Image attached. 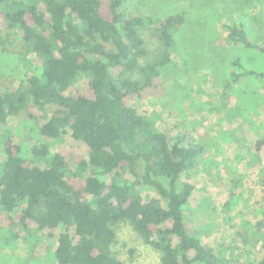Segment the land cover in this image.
<instances>
[{
	"label": "trees",
	"instance_id": "obj_1",
	"mask_svg": "<svg viewBox=\"0 0 264 264\" xmlns=\"http://www.w3.org/2000/svg\"><path fill=\"white\" fill-rule=\"evenodd\" d=\"M126 3L0 0V49L30 68L17 87L0 89V123L25 112L45 137L57 139L69 130L87 152L75 157L77 168L70 173L67 157L47 143L25 153L21 144L6 140L0 228L15 240L28 238L34 228L55 237L56 264H125L112 250L121 222L160 251L161 264H223L185 223L195 185L180 179L201 148L188 144L182 131L172 137L160 129L137 103L171 62L184 13L142 16ZM146 22L155 25L163 48L150 62H143L147 50L140 33ZM227 31L228 42L264 53V43L251 42L242 24ZM135 71L141 80L130 76ZM248 75L264 77V71L246 69L233 73V80ZM82 78L86 88L72 90ZM262 143L264 138L257 151ZM140 185L156 196L144 199ZM16 225L20 232L13 231ZM248 264H264V252Z\"/></svg>",
	"mask_w": 264,
	"mask_h": 264
},
{
	"label": "rangeland",
	"instance_id": "obj_2",
	"mask_svg": "<svg viewBox=\"0 0 264 264\" xmlns=\"http://www.w3.org/2000/svg\"><path fill=\"white\" fill-rule=\"evenodd\" d=\"M126 7L142 16L184 13L185 23L175 30L170 47L171 62L160 69L155 85L144 89L137 103L154 115L160 129L172 137L182 131L188 144L201 148L193 169L180 179L195 185L185 208L189 232L223 264L257 262L264 252V163L253 153L256 139L264 136V106L256 110L264 99V77L248 75L237 82L233 73L264 70V53L228 42L226 35L229 25L242 24L251 42L264 43V0H127ZM140 33L147 50L143 62L153 61L163 49L158 31L146 22ZM29 58L38 65L34 55ZM29 73L18 56L0 49V89L17 87ZM130 76L143 78L139 71ZM86 86L87 79L82 78L71 89ZM8 139L21 144L25 153L47 143L51 152L67 157L70 173L76 171V156L87 157L86 145L69 130L57 139L45 137L36 119L25 112L0 123L1 162ZM139 190L144 199L156 196L144 185ZM116 228L112 250L125 264H161L160 251L127 222ZM13 231L20 232V226ZM56 245L55 237L36 228L28 238L17 240L0 228V264H56Z\"/></svg>",
	"mask_w": 264,
	"mask_h": 264
},
{
	"label": "crops",
	"instance_id": "obj_3",
	"mask_svg": "<svg viewBox=\"0 0 264 264\" xmlns=\"http://www.w3.org/2000/svg\"><path fill=\"white\" fill-rule=\"evenodd\" d=\"M262 71H264V70H262ZM235 81V80H234ZM239 80H237V82H238ZM264 89V88H263ZM261 91H262V95H263V97H264V90H262L261 89ZM262 106H264V99L259 103V104H257V107H256V110H258L259 112H260V108L262 107ZM258 111H256V112H258ZM262 131H263V135H264V126H262ZM255 133V132H254ZM254 137H257L256 135L254 136ZM264 138V136H262V137H260V138H257L256 139V143H257V140H262ZM254 140H255V138H254ZM254 156H256L257 157V155H259L260 156V161L262 162V164L264 163V144L259 148V150L257 151H255L254 153Z\"/></svg>",
	"mask_w": 264,
	"mask_h": 264
}]
</instances>
